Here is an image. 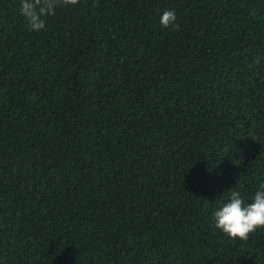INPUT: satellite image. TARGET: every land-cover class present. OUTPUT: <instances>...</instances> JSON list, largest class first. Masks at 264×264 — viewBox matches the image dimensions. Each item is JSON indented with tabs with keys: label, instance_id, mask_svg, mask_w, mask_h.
<instances>
[{
	"label": "trees",
	"instance_id": "obj_1",
	"mask_svg": "<svg viewBox=\"0 0 264 264\" xmlns=\"http://www.w3.org/2000/svg\"><path fill=\"white\" fill-rule=\"evenodd\" d=\"M21 3L0 0V264H264V228L213 218L264 183V0H79L39 31Z\"/></svg>",
	"mask_w": 264,
	"mask_h": 264
},
{
	"label": "clouds",
	"instance_id": "obj_2",
	"mask_svg": "<svg viewBox=\"0 0 264 264\" xmlns=\"http://www.w3.org/2000/svg\"><path fill=\"white\" fill-rule=\"evenodd\" d=\"M79 0H22L21 14L26 18L31 30L45 27L46 17L55 14L56 7L63 3L75 5ZM174 11L165 10L160 18L163 27L178 26ZM215 227L230 238L247 240L251 233L264 228V183L259 185L252 202L246 203L240 191H232L227 202L214 214Z\"/></svg>",
	"mask_w": 264,
	"mask_h": 264
}]
</instances>
